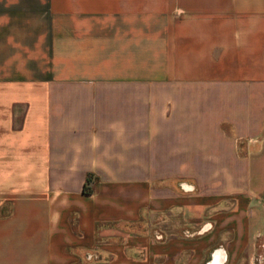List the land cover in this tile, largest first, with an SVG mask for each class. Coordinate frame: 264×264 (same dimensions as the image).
<instances>
[{
    "label": "crops",
    "instance_id": "1",
    "mask_svg": "<svg viewBox=\"0 0 264 264\" xmlns=\"http://www.w3.org/2000/svg\"><path fill=\"white\" fill-rule=\"evenodd\" d=\"M0 264H264V0H0Z\"/></svg>",
    "mask_w": 264,
    "mask_h": 264
},
{
    "label": "trees",
    "instance_id": "2",
    "mask_svg": "<svg viewBox=\"0 0 264 264\" xmlns=\"http://www.w3.org/2000/svg\"><path fill=\"white\" fill-rule=\"evenodd\" d=\"M89 181V176L86 177L85 182ZM85 190V189H84Z\"/></svg>",
    "mask_w": 264,
    "mask_h": 264
}]
</instances>
